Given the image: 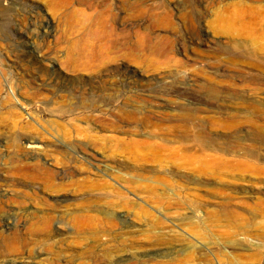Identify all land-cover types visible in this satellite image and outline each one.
<instances>
[{"label":"rangeland","instance_id":"1","mask_svg":"<svg viewBox=\"0 0 264 264\" xmlns=\"http://www.w3.org/2000/svg\"><path fill=\"white\" fill-rule=\"evenodd\" d=\"M160 3L0 0V264H264V150L235 148L264 126V27ZM190 110L227 168L153 154L146 117Z\"/></svg>","mask_w":264,"mask_h":264},{"label":"bare ground","instance_id":"2","mask_svg":"<svg viewBox=\"0 0 264 264\" xmlns=\"http://www.w3.org/2000/svg\"><path fill=\"white\" fill-rule=\"evenodd\" d=\"M149 1H153L154 3L149 4L148 0H146V1L145 0H124V6L127 10H131V11L133 9H137V8L145 9L147 11H151V10L154 11V10H158V9L165 10L167 8V6L164 5L165 3H160V0H149ZM187 1L189 2L191 12L193 14H197L198 12L199 13H205V12L209 11L210 9H214V7H216L217 8L216 9V15L218 18H220V20L218 22V24H220V25L242 26V27H248V28L249 27H251V28H254V27L255 28H262V27H264V0L232 1V2H228L227 4L220 5L219 7L217 5L221 4L223 2V0H187ZM184 5H186V3ZM189 22L194 26L195 25L201 26V22L198 18L197 19L195 18L194 20L190 19ZM112 49H115V47H112ZM124 51H126L127 55L132 54L133 53L132 44L127 43L124 46ZM89 65L91 66L90 59H88V61L86 62V67ZM86 67H84V68H86ZM111 99H112V97L110 98V100ZM234 100L235 99H233L231 97L229 99H227V101H229L230 103H233ZM224 101H226V100H224ZM95 102L98 103V101H95ZM84 105H86V104H84ZM84 105L82 103H80V107H81L82 111H86V110L96 111L97 110V106L93 102H91L90 106H84ZM156 109H158V108H156ZM183 109H185V108H183ZM174 111L176 112V110H174ZM181 111H182V109H181ZM189 112H191V113L185 112L180 117H178V119H176L177 116L175 118H173V117L168 118V116H167L168 119L166 120V122L171 123V125H168L166 128L161 127V125H162L161 123L163 121L160 120L159 117L151 116L150 114H149L150 116L148 115L146 117L147 123H150L149 127L151 126L153 128L154 132H155V130H158V133L156 136L160 137L164 142H166L163 145H162V143H159V144H161V146H159L157 148H152L153 152H154V153L153 152L152 153L157 154V155H163L161 153V151H163V153H164V151H167V152H169L168 156L165 155V157H167V159H169V158L175 159V160L181 162L180 164L186 165L188 167H190V166L194 167L196 165V163L200 160V163L202 166V168H201L202 171L208 172L209 170L217 167V165L220 167L227 168L229 166L228 162L220 161V163H219V161H216L215 157L212 154H209L211 151L218 150L216 148V143H215V141H212L213 139L211 137H209V132H207L203 128H200V129L198 128V125L201 126L202 121H200V123H199L198 118H196V116H195V114H196V113H194L195 111L190 110ZM205 112H208V111H205ZM124 114L126 115L127 119H132L131 120L132 122L136 121L138 123V120H140L137 118V112L135 113L133 111H129V109H128V110L124 111ZM133 120H135V121H133ZM141 121H144V120H141ZM246 122L253 125V127L257 128V132H255L256 134L252 135L251 137H248V138H250L249 139L250 142L254 143L255 145L253 148H251V147L246 148L243 146L242 147L237 146L235 148H239L238 150H244L245 156H249V157L254 158V157L260 155L259 151L264 150V126H262L263 129L261 130L260 127L257 126L256 122L249 121V120H247ZM139 123H140V121H139ZM165 124H164V126H165ZM107 125L110 126L111 128L116 129V126L118 125V123L116 124L115 122L111 121ZM117 130H119V129H117ZM151 132H152V130L150 131V133ZM146 137H148V136H146ZM149 138H150V136H149ZM176 138L185 142L182 144L184 146H182V145L179 147L178 146L177 147L169 146L170 142L171 143H175L176 141L179 142V140H177ZM175 139H176V141H175ZM121 140H125V139H121ZM131 140L132 139H130L129 142L128 141L127 142L121 141L120 143L123 145L126 144V147L129 148L130 150H132L136 147L142 148L143 146H145V144L148 143V140H146L147 143H145V144L142 143L144 140H141V142H139L138 140H137L138 142H136L135 140L131 142ZM239 140L243 141V139H239ZM150 143H152V141H150ZM189 145H191V146H189ZM150 147H148V148H150ZM140 148H138V149L141 150ZM196 148H198V150ZM143 149H145V148H143ZM143 149H142V151H143ZM151 150H150V152H151ZM225 150L228 153H230L232 151V147L230 146V144L227 145ZM251 150H253V151H251ZM132 151H135V150H132ZM142 151H138V152H142ZM145 151H147V148ZM112 152L114 153V150L111 151V154H112ZM134 153H132V154H134ZM136 153H135V155H136ZM138 154H140V153H137V155ZM141 155H143V154H141ZM149 156L147 154V157H149ZM77 157H79V156H76L74 161H78L80 159ZM144 157H146V155ZM155 157L158 158L155 160H159L162 158V156H155ZM159 157H161V158H159ZM73 159L74 158H72V160ZM146 159H144V160H146ZM140 160L144 161L143 156ZM150 160H154V158H152ZM170 161L173 162L174 160H170ZM177 161H176V163H179ZM156 163H158V161H156ZM161 163H164V162L162 161ZM175 165L178 166V164H175ZM231 166L237 168L238 170L243 169L242 165H233L232 164ZM107 168H109L111 170L112 166L110 165V163L108 164ZM49 175L53 176V173H49ZM183 178L186 181L193 182V179H191L190 177L184 176ZM260 207H263V209H264V204L260 203Z\"/></svg>","mask_w":264,"mask_h":264}]
</instances>
